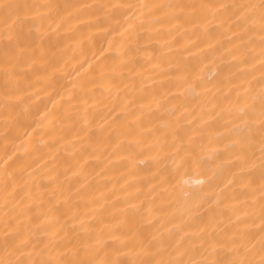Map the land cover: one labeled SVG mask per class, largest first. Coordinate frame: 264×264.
I'll return each mask as SVG.
<instances>
[{
	"label": "bare ground",
	"instance_id": "bare-ground-1",
	"mask_svg": "<svg viewBox=\"0 0 264 264\" xmlns=\"http://www.w3.org/2000/svg\"><path fill=\"white\" fill-rule=\"evenodd\" d=\"M0 3L21 6L0 9V259H39L41 234L73 213L69 235L93 264H194L235 229L259 249L264 45L258 15L246 30L232 7L259 0ZM30 199L59 220L27 224ZM6 233L27 247L6 257Z\"/></svg>",
	"mask_w": 264,
	"mask_h": 264
},
{
	"label": "snow or ice",
	"instance_id": "snow-or-ice-1",
	"mask_svg": "<svg viewBox=\"0 0 264 264\" xmlns=\"http://www.w3.org/2000/svg\"><path fill=\"white\" fill-rule=\"evenodd\" d=\"M20 5L8 4V3H0V9H4L5 19L8 16L12 15L14 12L18 13L20 9ZM25 8L30 7H44L41 5H25ZM154 8H171L175 9L176 15L178 16L181 11L185 8L190 9L189 15H195L197 11H202L207 13L210 10H213V5L211 4H199V5H154ZM227 5L220 4L217 5L218 9H225ZM236 11H240V9H245V11L240 12V15L235 16V22L237 25H242L243 29L250 30L251 27L256 26L257 24V15H258V24L259 31L262 33L260 39L262 45H264V0H259V4H251V5H234L232 6ZM235 15V12L233 13ZM19 19V16H17ZM233 21H229L231 25ZM12 26H9L11 28ZM261 54L264 55V47L261 49ZM262 65H264V61H262ZM261 80L264 81V73L261 74ZM7 83V81H6ZM196 85V78H193V86ZM248 108L251 109V113H256V104L255 98L250 105H246L245 110ZM258 125L261 130V152L262 159L260 167L262 169V177H264V84L261 85L259 92V112H258ZM261 195H260V204L258 209V214L260 217V225L261 235L259 238V249L257 250L254 245H250L248 240L250 239L246 236L245 232L240 229H235L230 235H227L223 238L222 241H213L210 247V254H212V259H202L194 262V264H264V182L261 183ZM29 196L31 193L28 194ZM65 204H68L67 198H65ZM7 203V201H6ZM33 203L37 209L36 213L33 214L32 207ZM43 200L32 201L29 200L27 205H23L21 208V214L27 213L25 220L27 224H31L34 220H39L40 216H46L48 221H52L53 219L59 220V217H52L48 215V213L54 211V206L49 205L47 211L43 209ZM56 203H59L57 201ZM254 211H256L254 209ZM75 219V214L73 213L71 216L65 217V220L61 224V228L52 231L50 233H42V239L37 242V244L33 245V250L37 251L39 255V259L32 258L29 260L23 259H0V264H93L91 260L84 259L80 257L81 245L79 242L73 243V237L69 235V231L67 228V220ZM19 223V222H18ZM44 224V221H41L40 224H36L34 226V231L39 232L41 226ZM17 234H19V229L16 230ZM64 231V236L60 237L59 232ZM46 237V239H44ZM64 241V251L62 253H58L55 257L46 258L45 254L50 252L52 249L57 248L60 244V241ZM28 239L22 240L19 242V245H14L9 247L8 244V234H5V253L6 257L13 255L18 247H27ZM206 241H201L202 247L205 245ZM85 249L87 245L83 246ZM207 250V249H206ZM29 256L32 255L30 251ZM139 264H187L186 261L181 259H173V258H159L154 259L151 262L140 261Z\"/></svg>",
	"mask_w": 264,
	"mask_h": 264
}]
</instances>
